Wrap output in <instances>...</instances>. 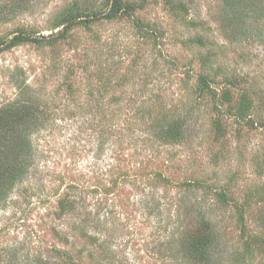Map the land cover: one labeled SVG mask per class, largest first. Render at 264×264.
<instances>
[{
	"label": "rangeland",
	"instance_id": "374dc122",
	"mask_svg": "<svg viewBox=\"0 0 264 264\" xmlns=\"http://www.w3.org/2000/svg\"><path fill=\"white\" fill-rule=\"evenodd\" d=\"M113 4L0 0V264H264V0Z\"/></svg>",
	"mask_w": 264,
	"mask_h": 264
},
{
	"label": "trees",
	"instance_id": "16d2710c",
	"mask_svg": "<svg viewBox=\"0 0 264 264\" xmlns=\"http://www.w3.org/2000/svg\"><path fill=\"white\" fill-rule=\"evenodd\" d=\"M114 4L111 7L110 15L116 16L119 14L121 9L120 6V0H113ZM72 25L69 24L66 28H70ZM29 37L24 35H17L10 44H15L16 42H22L28 40ZM183 131L182 127L180 125H177L175 127H170L166 130L165 138L173 141H179L183 138ZM28 148L26 145L19 151L20 155L15 158L14 163L7 162L4 160L0 161V170H2V174L0 176V193L6 191L5 189L8 188L7 185H4L3 180L6 179V177H12L13 181L18 180L22 177H24L26 173V157ZM213 235L208 234L206 229L201 230L197 236L194 238L193 242V252L199 256V258L202 260L208 256V251L211 248V244H213Z\"/></svg>",
	"mask_w": 264,
	"mask_h": 264
}]
</instances>
